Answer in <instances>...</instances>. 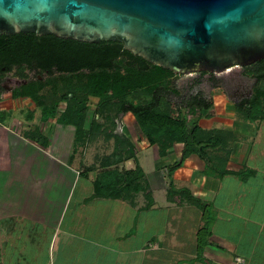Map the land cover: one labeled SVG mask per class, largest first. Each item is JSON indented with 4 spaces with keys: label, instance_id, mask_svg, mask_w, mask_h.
Instances as JSON below:
<instances>
[{
    "label": "crops",
    "instance_id": "obj_1",
    "mask_svg": "<svg viewBox=\"0 0 264 264\" xmlns=\"http://www.w3.org/2000/svg\"><path fill=\"white\" fill-rule=\"evenodd\" d=\"M220 89L218 84L212 86L210 98H206L214 100L218 117L228 122L236 121V109L229 108L220 96L223 94ZM214 93L219 94L213 97ZM210 119H201L200 127L207 131L222 129L236 134L239 139L230 141L224 151L220 147L204 146L206 155L201 152L190 155L174 173L173 181L178 189L187 188L197 198L215 203L223 191L225 179L236 176H207L205 170L213 166L209 159L220 161L230 151L227 169H243L251 154L248 141L257 134V128L255 124L241 121L228 127H217ZM132 121L128 130L138 142L140 137L133 129ZM0 130L11 142L10 156L2 158L10 165L5 168L2 165L0 169V264H239L237 259H243V264H252L254 251L241 255L239 246L214 232V226L220 212H226L227 217L257 225L259 233L264 234V215L257 219L249 214L231 213L225 209L228 206L215 210L211 233L208 239H202L206 244L199 255L197 245L205 224L203 211L192 205L177 206L167 200L170 182L167 166L179 161L184 149L182 144L176 145L166 158L161 159L157 147L138 142L137 157L123 165L129 170L139 165L145 172L155 201L152 208L145 209L146 201L140 195L135 205L123 200L92 199L100 168L87 171L81 164L75 167V159L70 160L73 148L66 157H59L53 148L44 149L24 138L23 131L13 124L0 123ZM73 138L74 142L75 130ZM13 156H21V159L16 163ZM33 156L57 169L47 166L46 170L36 171L29 164L41 161H29ZM94 162L98 163V159ZM217 173L223 171L217 170ZM80 180H86L89 186L81 189L82 194L71 209L77 190L75 185ZM248 181L242 183L248 184ZM163 210L168 211L167 219L162 231L157 233L151 230V225L156 226V222L149 216ZM166 255H175L178 260L165 262Z\"/></svg>",
    "mask_w": 264,
    "mask_h": 264
},
{
    "label": "trees",
    "instance_id": "obj_2",
    "mask_svg": "<svg viewBox=\"0 0 264 264\" xmlns=\"http://www.w3.org/2000/svg\"><path fill=\"white\" fill-rule=\"evenodd\" d=\"M257 66L261 69L257 72L258 78L264 80V60ZM3 68L7 71L20 68V76L27 78L19 89L6 95L8 98L31 99L41 108L43 124L55 121L56 124L75 128L71 161L99 137L107 142L114 140L113 153L103 159L99 175L94 181L95 192L92 199L123 200L135 205L138 195H143L146 201L144 208H152L155 201L143 169L139 165L134 170L119 167L137 157L138 142L144 141L151 147H157L161 159L166 158L176 145L182 144L184 149L179 161L167 166L170 179L167 200L177 206H195L203 211L205 218L208 216L209 203L197 198L187 188L178 189L173 175L190 155L197 152L206 155L204 146L220 147L224 151L230 141L239 139L236 134L222 129L207 131L200 127L201 119L217 115L213 101L199 93L180 96V101L173 100L172 96L179 97L171 82L176 75L128 52L120 42L89 44L54 35L36 34L1 36L0 74ZM23 70L37 71L49 79H30ZM56 73L62 76L61 86L57 79L51 78ZM66 75H75L78 79L74 82ZM48 85L53 89V94L63 91L51 105L47 102L48 98L41 94ZM91 98L98 99L95 111L102 121H93L87 129L86 118ZM61 103L66 105L63 110H60ZM235 109L246 122H263L264 87L257 89L250 100L236 105ZM125 116L133 118L132 127L140 137L138 142L131 137L128 128H124L122 135L115 133L117 121ZM23 135L44 149L49 148V139L41 128L37 127ZM229 154L230 151L217 162L209 159L213 166H208L205 174L236 176L244 182L256 175L253 169L228 170ZM217 170H222L223 173H217ZM204 242L199 240L200 256L206 244Z\"/></svg>",
    "mask_w": 264,
    "mask_h": 264
},
{
    "label": "water",
    "instance_id": "obj_3",
    "mask_svg": "<svg viewBox=\"0 0 264 264\" xmlns=\"http://www.w3.org/2000/svg\"><path fill=\"white\" fill-rule=\"evenodd\" d=\"M54 35L125 50L176 76L264 60V0H0V37Z\"/></svg>",
    "mask_w": 264,
    "mask_h": 264
},
{
    "label": "rangeland",
    "instance_id": "obj_4",
    "mask_svg": "<svg viewBox=\"0 0 264 264\" xmlns=\"http://www.w3.org/2000/svg\"><path fill=\"white\" fill-rule=\"evenodd\" d=\"M259 69V66H256L254 69L245 70L240 68L232 71L226 76H219L215 74H197L189 77L175 76L171 79V82L173 83L175 91L178 92L179 97L172 96V99L175 101H180V96H188L198 93L203 94L207 98H210V95L212 93V86L218 84L221 87V89L219 90L220 93H223L220 94V96H222L225 102L230 105V107L229 105H227L226 107L233 109L236 106L234 100L240 97V93L236 92L235 88L232 87V84H234L235 81L238 82L244 80L247 85H250V87L245 90V93L249 91V93L251 94L250 91H252V95H254L257 89L264 87V80H260L258 78L259 73L257 72L261 70ZM21 71L22 70L20 68H14L12 71L5 70L2 72V74H0V111L2 113V115L0 116L2 118L0 119V123L13 124L15 127L20 128L25 134L30 131H33L37 127L41 128V130L47 134V137L50 142V149L52 150L53 148V151L58 153L57 155L59 157H66L65 155L68 153V151L71 152L72 148L74 147V127L70 125L56 124L55 121H51L48 124H43L41 122V108L36 106V104L33 103L31 99H11L6 96L8 93H10L9 90L13 91L19 89L21 85L25 82V79H27L20 76ZM23 73L30 79H35L37 77L41 78L44 81L49 79L48 76H42V74L37 71L23 70ZM66 77L72 79L74 82H76L78 79L75 75H66ZM51 78L53 80L57 79L58 84L60 86L62 85V76L58 73H56ZM4 86H6V89L4 88ZM52 92L53 89L49 85L46 86L41 92L44 97L48 98L47 102L50 105L63 94V91L61 90L58 92V94H53ZM217 94L219 93H214L213 97L217 96ZM97 104L98 99H90V110L87 113L86 118L87 129H89L90 124H92L93 121H102L96 115L95 110ZM65 106L66 105L64 103H61L60 110H63ZM235 117L237 119L236 121L230 120L229 122L222 117H218L217 115L211 117L210 120H212L213 124L217 127L223 125H226L225 127H228V125L238 123V121L251 124L249 122L244 121L243 118L240 117L237 112ZM204 119L206 120L207 118ZM132 120L133 118L129 116H125L121 118V120L119 119L117 121L118 126L115 133L122 135L124 128H126L127 125V128H131L130 122ZM255 125L257 128V134L251 137V139L248 141L250 142L249 146L251 147V154L248 158L246 166L244 165L241 171L246 169H253L257 173L255 176H251L248 179L249 181L247 180L248 184L242 183V181L238 177H229L225 179L223 183V191L219 195L217 201L215 203L208 204V216H206L205 218V224L204 227H202L201 229V236L199 239L202 242H204L203 240L209 238V235L212 230L213 219L215 218L214 213L215 210L218 211L219 208L228 206L229 208H225L227 212L241 214L244 216L249 214L253 218L255 217L257 219H261V217L264 215V121L257 122ZM125 130L127 134V129ZM8 138L9 137L5 135V132H3V130H0V169L2 165H4V168L6 167V165H10V163H7V161H2V158L10 156L8 154V150L9 146H11V142ZM92 147L94 148L92 149ZM113 150L114 140L107 142L104 138L99 137L93 143L89 144L88 149L81 151L75 157L74 165L75 167H79L81 164V166L84 167L85 170L88 168H90V170L95 169L98 166L100 168L103 159L109 157L113 153ZM13 157L14 160H16V163L19 161V159H21V156H19V158L15 156ZM95 159H98V163L94 162ZM28 160L34 162L41 161L35 165L31 164L33 162L29 164L30 166L32 165V167L34 166V169L36 171L41 172L42 170H46V168L50 166L53 168L52 170L57 169L56 166L46 165L43 162L42 158H35L33 156ZM91 166L94 167L91 168ZM119 168H123V165H120ZM49 170L51 169L49 168ZM75 186H77V190L74 194V201L71 203V209L74 207L76 200L82 194L81 189L83 187H88L89 184L86 180H80L79 183H77ZM90 187L93 191V187L91 184ZM214 206L217 207V209H215ZM167 213L168 211L164 210L161 212L156 211V213H153V215L149 216L150 218H152V220H155L156 222V226L151 225V227H153L151 228V230H154L157 233L162 231L165 219H167ZM225 215L226 212H220V218L214 226V232L224 237V239L228 238L231 243L239 246L238 253H240L241 255H249L254 251V259L252 261V264H264V234L259 233L260 228L250 222L237 219L233 216L227 217ZM145 218L146 216L143 217V219ZM146 234L148 235V232H146ZM193 248L194 249H192V252L194 253L195 244H193ZM175 259L178 260L175 255H172L171 257L169 255H166V257H164L165 262L173 263L177 261ZM242 261L244 263L243 259H237V262L239 264H241L240 262Z\"/></svg>",
    "mask_w": 264,
    "mask_h": 264
},
{
    "label": "flooded vegetation",
    "instance_id": "obj_5",
    "mask_svg": "<svg viewBox=\"0 0 264 264\" xmlns=\"http://www.w3.org/2000/svg\"><path fill=\"white\" fill-rule=\"evenodd\" d=\"M258 64V63H257ZM257 64H255V65H253V66H250V67H246V68H241V69H254L256 66H257ZM240 69V68H239ZM6 69L5 68H3V71H5ZM235 70H237V69H235ZM234 71V70H233ZM205 74H207V73H205ZM26 83V81L23 83V84H25ZM22 84V85H23ZM232 87H234L235 88V90H236V92H239L240 93V97H238L237 99H235L234 100V102H235V105H239V104H242L243 102H245L246 100H250L252 97H253V95H252V91H250L251 92V94L249 93V91L247 92V93H245V90H247L249 87H250V85H247L245 82H244V80L243 81H235V83L234 84H232ZM4 88L6 89V86H4ZM9 92H12V90H9ZM230 96V95H229Z\"/></svg>",
    "mask_w": 264,
    "mask_h": 264
},
{
    "label": "built area",
    "instance_id": "obj_6",
    "mask_svg": "<svg viewBox=\"0 0 264 264\" xmlns=\"http://www.w3.org/2000/svg\"><path fill=\"white\" fill-rule=\"evenodd\" d=\"M239 260V259H238ZM241 264H243V261L242 262H240Z\"/></svg>",
    "mask_w": 264,
    "mask_h": 264
}]
</instances>
